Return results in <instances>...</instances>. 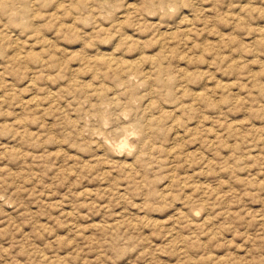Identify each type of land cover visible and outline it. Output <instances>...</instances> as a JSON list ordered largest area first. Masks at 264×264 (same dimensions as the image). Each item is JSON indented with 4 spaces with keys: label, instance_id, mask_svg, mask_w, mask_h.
Wrapping results in <instances>:
<instances>
[{
    "label": "rangeland",
    "instance_id": "1",
    "mask_svg": "<svg viewBox=\"0 0 264 264\" xmlns=\"http://www.w3.org/2000/svg\"><path fill=\"white\" fill-rule=\"evenodd\" d=\"M126 2L133 6L138 0ZM235 3L238 0H196L194 10L185 8L174 22L161 23L167 10L136 17L128 9H121L113 12L111 19H101L95 3L86 5L89 10H79L75 0H58L60 11L53 8L43 20L35 21L27 36L24 29L7 32L8 39L19 41L21 46L0 55V111L7 113L0 116V179L17 183L9 189V195L15 193L11 202L0 204V228L15 223L26 236L37 228L54 231L64 250L49 264H70L68 257L78 254L98 231L111 224L136 227L140 222L149 225L143 230L144 237L160 249L147 264H185V260L197 264L191 253H185V259L176 255L183 250L170 247L174 242L168 235L189 218L196 228L212 230L215 217L207 210L192 216L188 202L192 192L204 196V205L217 207L219 216L217 202L224 198L234 202L236 197L229 192L241 191L240 181L264 182V175L257 176L258 165L236 172L235 180L231 179L233 152L238 147L233 133L264 137L260 131L264 123L258 120L254 119L247 129L241 127L253 111L252 97L264 105V98L258 94L264 92V56L257 55V49L264 51V37L245 34L246 26L235 20L240 11L233 7ZM251 27L264 31V24ZM45 64L49 67H43ZM69 72L73 73L70 78ZM176 72L194 83L183 87L164 108L171 119L161 150L175 153L176 170L163 187L172 188L177 182L187 187L183 195L172 191L168 199L160 200L156 199L159 187L151 192L144 189L142 195L140 187L130 188L131 174L124 171L132 168L128 160H113L99 151L92 155L79 143L74 134L78 109L66 103L65 97L91 91L94 97L108 101L114 95L113 82L135 92L133 85L147 77L156 90L161 79ZM102 73L104 77L111 75L112 80L101 79ZM181 95L185 99L176 103ZM220 101L226 103L216 112L215 105ZM200 102L208 105V111L202 115L196 109L185 112V105ZM256 111L264 118L258 106ZM226 112L240 115L231 119ZM99 115L106 125L110 123L107 112ZM217 127L228 133L227 139ZM128 128L123 124L101 135L107 142L108 136L123 132L116 145L123 150ZM252 155L264 156V152L254 151ZM259 163L264 164V159ZM250 199L264 203V192ZM164 205L173 211L146 213L150 206ZM231 211L241 209L234 206ZM247 211L255 219V213L264 214V207H249ZM219 226L230 227L223 223ZM183 234L189 233L185 230ZM148 250L141 249L126 264H137ZM89 259L85 256L81 264H89ZM203 259L201 255L199 260ZM224 262L225 256L220 255L212 264Z\"/></svg>",
    "mask_w": 264,
    "mask_h": 264
},
{
    "label": "clouds",
    "instance_id": "2",
    "mask_svg": "<svg viewBox=\"0 0 264 264\" xmlns=\"http://www.w3.org/2000/svg\"><path fill=\"white\" fill-rule=\"evenodd\" d=\"M57 3L58 0H0V55L9 49L15 52L21 46L19 41H10L5 35L7 32L13 29H24L23 34L27 36L35 21L43 20L53 8L57 12L60 11L56 7ZM75 3L77 5L95 3V10L100 12L101 19H111L113 12L121 9H128L136 17H142L144 14L151 15L153 10L165 9L167 15L161 23L165 20L174 22L185 8L192 11L197 6L196 0H191V5L189 0H138V3L133 6H129L126 0H75ZM233 7L240 9L235 20L246 26V35L252 36L258 33L259 36L264 37V31L251 27L264 24V0H246V5L245 0H238V3H235ZM115 26L113 25V27ZM257 55L264 56V51L257 49ZM43 67H49V65L45 64ZM72 75V72L67 73L69 78ZM101 79L112 80V77L111 75L104 77L102 73ZM190 83L194 82L188 80L183 73L176 72L172 77L161 79L156 90H153L147 77L143 82L133 85L136 88L135 92L113 82L114 95L108 101L94 97L91 91L79 95L75 93L66 95V103L71 102L78 109L74 134L78 136L79 143L84 145L92 155L99 151L113 160H128L132 164V168H126L124 171L131 174L130 188L134 185L140 187L141 195L144 189L151 192L157 187L160 188V191L156 199H168V194L172 191L183 195L187 185L180 182H177L172 188L163 187L172 178V172L176 170L173 168L176 156L175 153H169L166 149L162 151L161 146L166 142L168 123L171 119L164 113V108L171 104L177 93ZM258 94L264 98V92ZM133 96L136 98L133 99ZM184 99L181 95L175 102L182 103ZM251 99L254 108L249 113V119L245 120L241 126L244 129L252 126L254 119L264 123V118L259 117L256 111V106H258L259 111L264 112V105H259V101L255 97ZM93 100H95V107H93ZM225 103L220 101L216 104V112H220ZM193 109L202 115L203 112L208 111V105L203 102L185 105L186 113ZM102 112L109 114L110 123L107 125L100 118L99 114ZM6 114L0 111V116ZM239 115V113H225V116L231 119L239 118ZM123 124L129 125V128L126 144L123 150H120L116 145L124 135L123 132L120 136H108L107 142L101 133L107 134ZM94 129L97 131L94 132ZM216 130L222 133V137L228 138V133L223 129L217 127ZM260 131L264 132V128ZM205 134H207V130H205ZM0 135L3 133L0 132ZM232 138L238 142V147L233 152L231 179L235 180L236 172H244L257 165L259 166L257 176L264 175V164L259 163L261 159H264V156L252 155L254 151L264 152V147L261 146V140L264 137L257 139L255 135L250 137L233 133ZM215 144L216 142H213L214 146ZM42 146L40 145V147ZM205 147H207V142ZM245 161L254 163L248 165L245 164ZM200 163H204V160L201 159ZM223 170L228 171L229 169ZM248 174L251 176L250 171ZM16 183V180H12L10 184L8 179H0V204L11 202L15 193L9 195V189ZM239 183L241 191L229 192L230 196L236 197L234 202H229L227 198L217 202L220 209L219 216L216 215L217 207H213L212 204L204 205V196L198 195L195 191L192 192V195L188 197L192 216H199L207 210V214L215 217V224L212 230L208 231L196 228L189 218L186 224L180 225L178 228L174 227L168 233L174 242L170 247L183 250L178 251L176 255L185 259V253H191L193 257L197 258V264H212V261L218 260L220 255L225 256L224 264H264V214L255 213V219H252V214L247 211L249 207H264V203L261 201L257 200L253 203L250 199L252 196L259 197L260 193L264 192V182L253 179L251 182L240 181ZM246 197L249 198L247 203H245ZM209 199L211 198L209 197ZM234 206L241 211H231ZM2 211L3 208L0 207V212ZM152 211L165 212L173 211V209L167 205L158 208L150 206L146 209V213ZM209 223L212 224L213 221H209ZM222 223L230 225V227L221 228L219 225ZM63 227L67 228L68 225L65 224ZM145 227H149V225L140 222L136 227L127 224L108 225L103 231H98L96 237L86 243L78 254L68 257V260L70 264H81L84 257L88 256L89 264H126L130 257H135L138 251L147 248L149 250L145 251L137 261V264H147V260L155 258L160 249L155 248L151 244V240L144 237ZM185 230L189 233L187 236L183 234ZM55 236L54 231L41 228L34 229L26 236L23 229L15 223L6 228H0V264H49L50 261L58 259L64 250ZM226 237H230V239ZM221 241L223 244L217 248ZM76 246L79 247V243H76ZM210 252H216L217 255L210 257L208 255ZM45 253L48 255L45 256ZM201 255L204 257L203 260H199ZM185 264H192V261L185 260Z\"/></svg>",
    "mask_w": 264,
    "mask_h": 264
},
{
    "label": "bare ground",
    "instance_id": "3",
    "mask_svg": "<svg viewBox=\"0 0 264 264\" xmlns=\"http://www.w3.org/2000/svg\"><path fill=\"white\" fill-rule=\"evenodd\" d=\"M77 7H78L79 10H89V9H88V6H86V5H77ZM77 7H76V8H77ZM164 10H165V9H164ZM53 12H54V11H53ZM181 19H183V18H181ZM188 21H189V20H188ZM187 24H188V23H187ZM187 24H186V25H187ZM185 27H186V26H185ZM190 29H191V28H190ZM121 141H122V140H121ZM125 141H126V140H124V142H125ZM122 142H123V141H122ZM124 142H123V143H124ZM123 143H122V144H123ZM122 144H121V146H122ZM124 144H125V143H124ZM171 179H172V178H171ZM170 185H171V184H170Z\"/></svg>",
    "mask_w": 264,
    "mask_h": 264
}]
</instances>
